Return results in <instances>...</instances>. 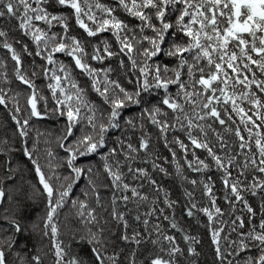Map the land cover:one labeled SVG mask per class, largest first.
Masks as SVG:
<instances>
[{"label":"snow or ice","instance_id":"6c2138e0","mask_svg":"<svg viewBox=\"0 0 264 264\" xmlns=\"http://www.w3.org/2000/svg\"><path fill=\"white\" fill-rule=\"evenodd\" d=\"M0 20H16L18 27L11 31L27 38L13 37L10 43L9 30L0 29V48L14 62L12 76L28 92L22 106L21 93L11 87L7 61H0V83L7 86H0V108L15 126L19 151L36 178L28 199L39 194L45 209L42 228L26 220L19 168L9 157L0 173V264H44L27 240L38 228L50 241L53 264H180L185 250L176 238L160 223L149 228L157 212V221L163 217L183 234L187 255H197L193 245L201 241L184 231L174 211L170 218L165 208L157 209L159 196L143 219L135 217L143 231L133 228L129 233L128 221L117 212L116 191L125 205L129 191L131 198L149 199L125 183L126 175L146 180L158 194L163 191L148 168L134 167L148 163L161 180L173 175L164 167L171 163L177 179L202 188L207 203L185 189L183 215L207 218L199 226L210 232L214 264H264V0H0ZM73 27L83 36L74 34ZM25 56L31 58L27 67ZM37 77L46 81L44 90L37 88ZM33 119L64 122L55 143L65 155L58 158L47 148V173L37 155L39 138L28 145ZM149 125L158 132L155 143H163L171 160L153 151ZM135 132L139 135L133 143ZM3 143L0 155L17 151L7 138ZM87 157L96 159L87 166L77 164ZM57 158L62 162L53 166L50 161ZM185 166L205 174L214 168L223 196L216 195L212 176L189 179ZM101 175L110 185L97 183ZM82 180L85 185L77 193ZM100 187L112 191L110 215L122 225L119 234L107 227V220L101 224L89 205L91 196L103 207ZM246 194L260 196L258 213ZM220 199L226 208L218 204ZM163 203L173 209L178 201L163 191ZM68 205L84 226L72 240L78 248L86 246L89 255L72 252V245L59 238L57 217ZM149 244L152 248L140 260L141 246Z\"/></svg>","mask_w":264,"mask_h":264},{"label":"trees","instance_id":"16d2710c","mask_svg":"<svg viewBox=\"0 0 264 264\" xmlns=\"http://www.w3.org/2000/svg\"><path fill=\"white\" fill-rule=\"evenodd\" d=\"M102 2H111V0H102ZM119 14L122 17L125 15L123 12H120ZM14 26L18 27V22L16 20L11 21L10 24L6 23L3 20H0V29L9 30L10 43H14L13 37H20V33L18 31L16 32L11 31V29ZM72 31L74 34L83 36L82 31L75 27H73ZM104 35H108V34H104ZM20 38L27 40V38H23V37ZM27 42L30 44V47H32L31 42L30 41ZM14 46L17 47V49L19 50V45L14 44ZM90 50L91 49H89V51ZM23 59L25 66L27 67V65L31 61V58L25 56L23 57ZM58 59L64 60L65 62H67L68 60V58L60 56L59 54H58ZM36 60L37 63H43L42 61H39V58H36ZM0 61H7L9 78L13 80L11 87L13 88L14 91H19L21 93L20 103L22 106H25V97L27 96L28 92L23 90L26 88V86L20 85L18 81H15L14 77L12 76L14 62L11 61L10 55L6 54V50L2 48H0ZM108 63L110 62L105 61V65H107ZM111 63H115V61L113 60L111 61ZM95 66L100 67V65L98 64ZM0 71H3V69H0ZM28 71L30 73L31 69L29 68ZM77 78L83 80V77L78 76ZM45 83L46 81H44L40 77H37L35 79V84L37 85L38 89L44 90ZM0 86H5V85H2V83H0ZM126 86L129 88L131 87L130 85H126ZM174 90L175 89H173V91ZM45 94H47L46 91ZM92 98L96 99L94 95ZM244 106L248 107L247 105ZM128 114H129V110H126L125 115ZM5 116H6L5 112L3 111L2 108H0V151H2L5 148V145L3 143L5 138L8 139L9 145L14 146L17 149V151L8 153L7 155H0V173L3 172L6 161L10 157L12 159L13 165L19 168V171L17 172V178L19 181V185L23 189V191L21 192V196L26 201L25 218L28 221L39 224L42 228L43 217L45 214L44 200L43 197L39 196V194H37L34 199H28L29 194L32 192L31 184L36 183V178L34 173L29 171L31 165L27 161V158L24 157L19 151L21 147V139L19 138L18 133L14 131L15 126L11 125L10 121H7L5 119ZM63 123H64L63 120L56 122L55 120L36 121L35 119H33V121H31V127L29 129V136H28V145L29 147H31L32 144L37 140V138H39V143L37 145L39 151L37 155L39 156V162L43 166L44 171L46 173L49 172V168L47 167L49 163V157H47L45 151L47 148H51L57 154L58 158H61L65 155L63 151L59 149L55 143V135L58 129L63 127ZM208 123H211V121H208ZM215 126L219 128L218 124ZM148 131H150L153 136V144H155V148L153 149V151L158 149L161 157H168L169 160H171L170 153L168 152L167 149L163 147V143L162 142H160L159 144L155 143L156 136L158 135L157 130L153 128L151 125H149ZM131 134L133 136V143H136V137L139 135V132H135ZM176 135H180L181 138L185 139V142L187 143V140L182 133H176ZM209 135L211 137V133H209ZM171 136L172 133L169 134L170 139ZM230 140L232 142H235V137L234 136L230 137ZM46 141H50V143H46ZM196 151L198 155L203 156V153H201L200 150H196ZM217 151H219L218 148ZM177 154L178 157L181 155L178 148H177ZM142 155L143 154H141V156ZM58 158L51 159L50 162L53 166H55L57 163L62 162ZM95 159L96 158L94 157L81 158L80 160L77 161V164L87 166L90 160L94 161ZM189 159H191V155H189ZM158 162L163 163V160L161 159ZM180 162L183 163L182 160ZM25 165H27V167H25ZM136 166H143L148 168L150 174L154 175L155 178L160 182L163 191L169 192V198L173 201H178V203L174 205L173 209H168L163 203V191H161L158 194L155 191H153L152 186L149 185L146 180H133L130 174L126 175L125 183H129L131 187H137L139 192H141L142 194H146L149 197L147 201H139L136 198H131V192L129 191L127 195L130 197V200L127 202V205H125V203L119 199V197L121 196V192L116 191L115 195L117 196L118 200L115 207L117 212L123 213L125 219L128 221L130 225L129 233H131L133 228L139 231H143L142 223H137L135 217L137 215H140L141 219H143L144 213L150 210L153 198L159 196L160 202L157 204V209L165 208V214L169 215L170 218L172 212L174 211L177 222L184 229V231L201 241L199 244L193 245L198 254L195 256L187 255V251H186L187 245L183 241L182 238L183 234L179 231H176L175 229L170 228L169 221L163 220V217H161V219L157 221L156 215H159V212H157L156 215L150 218L151 222L149 224V228H151L154 223H160L162 229H164L168 234L173 235L176 238V242L180 245L182 249L185 250L184 256L178 257V259L180 260V264H214L215 254H214V246L211 244L210 232L208 231L207 228L199 226L200 224H206L207 218L203 216L202 213H198L197 218L194 220H189V218L186 215H183L184 205L187 203V198L185 196V189L189 191H193V194L198 201H203L204 203H207V197L202 195V188L199 186L193 188L191 184L187 182H182L181 180L177 179L174 175V166L171 163L165 164L164 167L168 168L169 171L173 173V175H171L169 178L162 180L160 179L161 174L151 173V163L134 165V167ZM57 170L59 172L65 171L64 168H59ZM124 171L127 172L126 167L124 168ZM184 171H185V175H187L189 179L192 178L199 179L205 177L206 175L212 176L213 180L215 181L216 195L219 197L223 196V193L220 191L222 187L220 181V173L217 172L214 168L206 174L191 172L187 169L186 166L184 168ZM249 179H251V177H249ZM97 183L99 185H105V184L110 185V181H108L104 175L100 176ZM84 185H85V181L82 180L80 182L79 187H77L75 191L79 193L80 189L83 188ZM99 191L101 193V204L103 205V207H97L95 204V199L91 196L89 197V201H88L89 205L92 208H96V214L100 219L101 224H103L104 221L107 220L108 221L107 227L111 228L113 231L119 234L120 232L123 231L122 225L117 226V222L114 221L110 215L112 211V204H111L112 191L110 190V188L105 189L104 187H100ZM80 198L83 199L82 196ZM246 198L258 213L260 196L258 195L256 197H252L251 195L246 194ZM218 204H220L221 207L226 208V205H224L222 199L218 200ZM75 211H76L75 209H72L71 206L68 205L63 210H61L60 214L58 215L57 220L59 222V228H60L59 238L60 240L64 241L65 245L68 244L72 245V249H71L72 252L80 251L81 254L83 255H89L86 246L78 248L77 245L72 240L73 235L82 234L81 229H83L84 227L80 223L79 218L75 215ZM258 219L259 217L257 216V220ZM223 235L224 233H222V236ZM27 240L29 242V247L31 249L39 250L38 254L41 255L44 264H53L50 241L47 237H44L42 235L40 228H38L32 235L28 236ZM165 247H167L166 244ZM141 248L142 251L138 254V258L140 260H144L145 255L147 254V249L152 248V245L151 244L147 246L142 245ZM45 253H47V255H45ZM145 264H148L147 260H145Z\"/></svg>","mask_w":264,"mask_h":264}]
</instances>
